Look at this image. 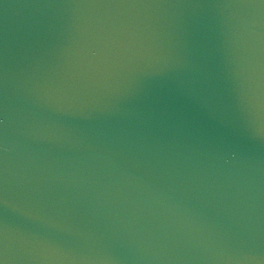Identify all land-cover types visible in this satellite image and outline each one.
Instances as JSON below:
<instances>
[{"label":"water","instance_id":"obj_1","mask_svg":"<svg viewBox=\"0 0 264 264\" xmlns=\"http://www.w3.org/2000/svg\"><path fill=\"white\" fill-rule=\"evenodd\" d=\"M0 264H264V0H0Z\"/></svg>","mask_w":264,"mask_h":264}]
</instances>
